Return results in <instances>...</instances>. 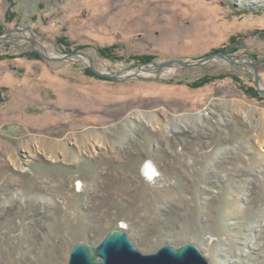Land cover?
I'll return each instance as SVG.
<instances>
[{
    "label": "rangeland",
    "instance_id": "374dc122",
    "mask_svg": "<svg viewBox=\"0 0 264 264\" xmlns=\"http://www.w3.org/2000/svg\"><path fill=\"white\" fill-rule=\"evenodd\" d=\"M0 36V264H68L113 229L142 254L190 243L209 264H264L252 68L151 64L245 55L264 88V0H0ZM128 68L155 73L100 75Z\"/></svg>",
    "mask_w": 264,
    "mask_h": 264
},
{
    "label": "water",
    "instance_id": "95a60500",
    "mask_svg": "<svg viewBox=\"0 0 264 264\" xmlns=\"http://www.w3.org/2000/svg\"><path fill=\"white\" fill-rule=\"evenodd\" d=\"M14 31H20L16 29ZM14 31H10L5 35H8ZM0 36V45L5 42V39ZM6 37V36H5ZM33 45V43H32ZM35 52H38L42 59L47 61H70L71 57L75 56L77 58H86L89 61V66L92 70L93 60L84 56L83 54H65L59 58H51L44 55L33 48ZM243 59H248L247 56L241 55L239 57H231L223 53H215L210 56H205L199 60H179L173 59L165 61L163 63L151 62L153 67L158 69L164 68H194L202 66L213 60H221L228 64L234 66H245L249 65L253 70L254 84L258 89L259 93L264 96V88L260 87L259 77L255 65L252 62L249 63H238ZM87 66V64H84ZM138 65L135 67H139ZM133 68H128L126 70H131ZM123 71V70H122ZM122 71L112 73V75H103L111 80L123 81L133 79V77L121 78L119 74ZM119 76V77H118ZM137 79H145L142 77H136ZM68 264H209L208 261L202 256L199 250L190 243L181 245L180 247H173L170 245H165L159 248L156 252L152 254H142L137 251L127 234L121 229H113L109 231L104 238L96 246H89L82 242L76 243L69 255Z\"/></svg>",
    "mask_w": 264,
    "mask_h": 264
},
{
    "label": "bare ground",
    "instance_id": "6f19581e",
    "mask_svg": "<svg viewBox=\"0 0 264 264\" xmlns=\"http://www.w3.org/2000/svg\"><path fill=\"white\" fill-rule=\"evenodd\" d=\"M13 38V37H12ZM5 39V41H7L8 39H11V37H9V36H7V37H5L4 38ZM25 39H27V38H25ZM30 42H32L31 40H30ZM33 43V47L35 48V49H37V50H39V52L40 53H42V54H44V55H47V56H49L48 54H46L45 52H44V50L42 49V47H40L36 42H32ZM239 57V56H238ZM71 60H73V61H76V62H82L83 64H86V62H88V60L86 59V58H82V57H80V58H77V57H75V56H73V57H71ZM86 61V62H85ZM248 63V62H247ZM245 66H248V67H250L249 65H245ZM251 68V67H250ZM166 71H168L169 73H171V70L170 69H178V68H175V67H171V68H169V69H166V68H164ZM164 70V71H165ZM103 73H106V71L105 70H101ZM100 72V71H99ZM154 73H155V71L154 70H145V69H142V70H134V69H131V70H123L120 74H119V76L121 77V78H124V77H133V78H136V77H142V78H149V77H151V76H153L154 75ZM158 73V72H157ZM107 75H112V73L111 74H107ZM118 76V77H119ZM261 87V86H260ZM149 169V168H148ZM148 173H149V175H151L152 173H153V169L152 168H150L149 169V171H148Z\"/></svg>",
    "mask_w": 264,
    "mask_h": 264
},
{
    "label": "clouds",
    "instance_id": "9594fccd",
    "mask_svg": "<svg viewBox=\"0 0 264 264\" xmlns=\"http://www.w3.org/2000/svg\"><path fill=\"white\" fill-rule=\"evenodd\" d=\"M11 198L13 200H26L28 199V196L22 189H16L11 193ZM42 202L46 203L47 205H53L54 201L49 197V198H40Z\"/></svg>",
    "mask_w": 264,
    "mask_h": 264
},
{
    "label": "trees",
    "instance_id": "16d2710c",
    "mask_svg": "<svg viewBox=\"0 0 264 264\" xmlns=\"http://www.w3.org/2000/svg\"><path fill=\"white\" fill-rule=\"evenodd\" d=\"M28 56L31 58L38 59L37 57H35V56H37V54H35V53L34 54L30 53ZM204 84H205V82L202 80L201 82H199V84L197 83L198 86L196 85L195 87H199V86L201 87ZM245 93L251 98L257 97V91L254 87H250V89L246 90Z\"/></svg>",
    "mask_w": 264,
    "mask_h": 264
}]
</instances>
